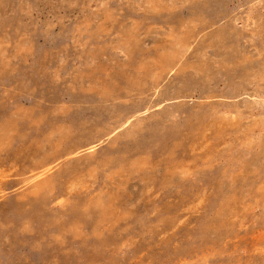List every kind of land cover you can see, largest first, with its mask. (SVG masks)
Returning a JSON list of instances; mask_svg holds the SVG:
<instances>
[{"label":"rangeland","instance_id":"rangeland-1","mask_svg":"<svg viewBox=\"0 0 264 264\" xmlns=\"http://www.w3.org/2000/svg\"><path fill=\"white\" fill-rule=\"evenodd\" d=\"M0 264H264V0H0Z\"/></svg>","mask_w":264,"mask_h":264}]
</instances>
